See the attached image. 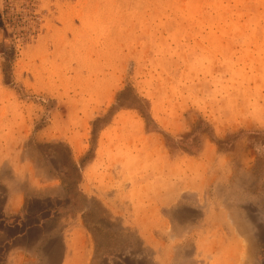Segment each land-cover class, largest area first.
Instances as JSON below:
<instances>
[{"label": "rangeland", "instance_id": "rangeland-1", "mask_svg": "<svg viewBox=\"0 0 264 264\" xmlns=\"http://www.w3.org/2000/svg\"><path fill=\"white\" fill-rule=\"evenodd\" d=\"M220 107L237 121L217 138ZM206 141L245 147L247 186L264 182V0H0V172L17 161L54 171L63 212L82 214L88 264H187L222 200L184 191L196 170L172 160ZM93 160L109 206L82 192ZM243 211L261 226L255 206ZM58 248L46 242L39 264H57Z\"/></svg>", "mask_w": 264, "mask_h": 264}, {"label": "crops", "instance_id": "crops-1", "mask_svg": "<svg viewBox=\"0 0 264 264\" xmlns=\"http://www.w3.org/2000/svg\"><path fill=\"white\" fill-rule=\"evenodd\" d=\"M233 97V95L229 96V98ZM222 109L224 111H219L217 117L220 121L213 126L217 138H221L225 133L221 130L225 128L224 124L231 125L237 121L231 113L226 112V108H219V110ZM197 156L172 160L174 164L181 163L186 166L188 172L194 168L196 170L197 188H192L191 185L194 187L195 185L189 181L188 177L182 183L186 187L184 191H202L203 193L211 189L212 192L207 193L205 198L212 196V199L222 201L219 202L221 206L214 208L212 212V215L217 217V221H208L212 226H196V252L194 251L195 253L183 262L187 264H264V221H260L261 226H256L243 211L247 205L255 206L257 214L264 219V206H262L264 205V182H260L259 187L255 189L247 186L253 178L255 155L253 156L245 147L240 153H218L216 146L206 141ZM235 156L241 157L236 160ZM247 157L250 158L247 159ZM94 166L93 160L84 167L82 192L88 197L100 198L106 206H109L110 201L106 196L108 181L100 190L94 185L95 183L92 184V181L96 179L92 174ZM106 173L107 171H102V175ZM1 174L0 264H29V262L39 264V259L44 257L43 251L39 252V250H43L46 242L55 240L58 242V247L61 243L64 246L63 255L59 248L56 252L57 264H88L91 253L87 249L83 250L86 244L83 245L79 238L82 214L74 222L63 212L67 192L54 171L49 167L17 161L10 175L6 176L0 172ZM118 188L123 189L124 182H118L116 189ZM183 195L177 194L175 197L164 198L165 206L172 207L174 204H180L178 201L184 198ZM160 199H153L156 207L157 203L160 204ZM225 199L237 202L235 201L232 207L225 203ZM110 205L113 210L114 207L117 209V205L113 203ZM154 208L152 215L155 216L158 211ZM114 213L118 212L114 210ZM66 226L74 227L67 231ZM253 248L257 249L255 260L250 257ZM39 255L42 258H39ZM194 257L203 260L198 262L194 260Z\"/></svg>", "mask_w": 264, "mask_h": 264}]
</instances>
